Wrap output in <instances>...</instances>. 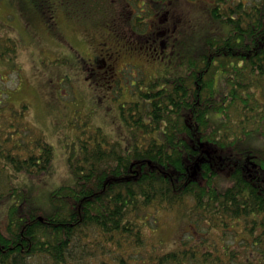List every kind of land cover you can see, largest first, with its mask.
Here are the masks:
<instances>
[{
	"label": "trees",
	"instance_id": "obj_1",
	"mask_svg": "<svg viewBox=\"0 0 264 264\" xmlns=\"http://www.w3.org/2000/svg\"><path fill=\"white\" fill-rule=\"evenodd\" d=\"M30 1L51 26L60 10L85 28H129V40L143 38L153 50V36L159 50L165 37L179 48L171 25L148 30L156 0ZM161 1L166 8L170 0ZM210 1L208 30L181 71L152 79L127 115L120 107L141 140L122 148L101 129L79 140L67 159L73 183L50 192L47 208L16 195L14 182L46 173L52 148L43 136L25 140L15 111V122L4 121L0 97V201L20 199L0 227V264H264V0ZM160 211L200 232L231 230L238 249L197 239L148 253L147 215Z\"/></svg>",
	"mask_w": 264,
	"mask_h": 264
},
{
	"label": "rangeland",
	"instance_id": "obj_2",
	"mask_svg": "<svg viewBox=\"0 0 264 264\" xmlns=\"http://www.w3.org/2000/svg\"><path fill=\"white\" fill-rule=\"evenodd\" d=\"M210 4V0H170L163 8L162 1L156 0L151 6L156 19L151 17L148 30L161 27L169 31L171 25L170 37L179 47L175 51L167 47V37L159 50L161 38L153 36L150 42L157 48L153 50L143 38L129 40L125 35L129 28L124 26L102 27L97 23L85 28L69 21L60 10L51 26L30 0H0V41L4 45L0 48V97L6 103L3 120L15 122L10 116L15 111L23 138L34 142L43 136L52 148L47 172L27 179L19 176L14 182L16 195H25L30 204L47 208L50 192L73 183L68 156L77 150L79 140L91 137L96 129H101L108 141L122 148L131 147L140 131L121 121L120 107L126 106L122 110L127 115L128 104H142L140 94L152 79L181 71L179 65L185 54L194 53L188 49L197 47L208 30L206 8ZM21 6L27 13L21 11ZM161 11L170 12L168 19H158ZM8 47L13 51L6 50ZM109 51H116L112 70H107L109 65L105 66L101 58ZM93 58L97 59L96 66L90 64ZM0 125L2 129L3 122ZM13 202H20L18 196L0 201L2 229L7 208ZM147 216L144 233L148 253L151 249L170 251L179 247L180 241L197 239L203 241L204 248L238 249L231 230L219 236L216 230L203 228L200 232V226L198 230L190 228L191 221L177 219L171 211ZM237 254L241 257L247 252Z\"/></svg>",
	"mask_w": 264,
	"mask_h": 264
},
{
	"label": "flooded vegetation",
	"instance_id": "obj_3",
	"mask_svg": "<svg viewBox=\"0 0 264 264\" xmlns=\"http://www.w3.org/2000/svg\"><path fill=\"white\" fill-rule=\"evenodd\" d=\"M115 52H112V51H109V52H105L102 54L101 58H102V62L105 66H108L107 70H112L113 68V62L114 60L116 59V56L115 55ZM90 64L93 65V66H96L97 64V59L93 58L91 61H90Z\"/></svg>",
	"mask_w": 264,
	"mask_h": 264
}]
</instances>
